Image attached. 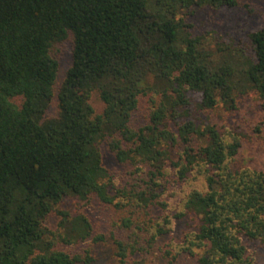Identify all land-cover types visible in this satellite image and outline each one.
<instances>
[{"label": "trees", "instance_id": "16d2710c", "mask_svg": "<svg viewBox=\"0 0 264 264\" xmlns=\"http://www.w3.org/2000/svg\"><path fill=\"white\" fill-rule=\"evenodd\" d=\"M238 4L0 0V264H93L100 242L114 246L108 264H146L156 248L172 260L257 264L249 245L264 244V170L236 166L241 132L203 113L250 94L264 111V27L236 40L187 19Z\"/></svg>", "mask_w": 264, "mask_h": 264}, {"label": "rangeland", "instance_id": "374dc122", "mask_svg": "<svg viewBox=\"0 0 264 264\" xmlns=\"http://www.w3.org/2000/svg\"><path fill=\"white\" fill-rule=\"evenodd\" d=\"M239 4L235 7H222L214 10L212 8L197 9L194 14L188 15V21L194 24V30L208 33L214 31L225 38L234 37L236 40H247V34L257 28L264 27V0H238ZM70 56L68 48L65 49L60 63V69L55 85V93L58 91L60 83L63 80L65 70L69 64ZM97 113H101L105 106L98 91H93L91 99ZM56 100L48 111L49 115L56 114ZM195 116H198L196 112ZM201 117V115H199ZM137 120L145 117V108L141 105L136 111ZM207 119L214 122L221 129L239 130L242 134L243 145L236 157L235 164L238 167H250L258 170H264V111L260 107L254 94L245 95L237 101L236 108L227 109L222 103L207 113H203V120ZM105 163L115 168L117 165L113 153L106 144L103 145ZM90 206L94 216L99 217L102 209L98 202ZM65 207L75 208L78 203L68 200ZM58 218L52 215L49 219L51 227H56ZM189 219L176 223L174 235L180 238L182 231L188 225ZM92 254L95 257L93 264H108L113 262L114 246L110 242L93 243ZM250 252L255 257L257 264H264V244L257 242L249 245ZM146 264H199L197 259L188 255H180L176 260L163 256L158 248L152 250L147 255Z\"/></svg>", "mask_w": 264, "mask_h": 264}]
</instances>
